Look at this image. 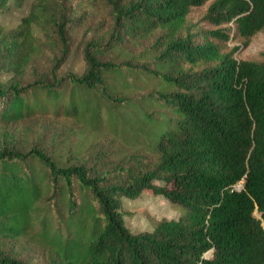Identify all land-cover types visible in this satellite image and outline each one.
<instances>
[{
	"label": "trees",
	"instance_id": "trees-1",
	"mask_svg": "<svg viewBox=\"0 0 264 264\" xmlns=\"http://www.w3.org/2000/svg\"><path fill=\"white\" fill-rule=\"evenodd\" d=\"M9 1L0 0V10ZM108 1L112 25L84 43L82 73L53 68L51 79L0 81V129L74 118L101 119L112 130L114 107L150 97L167 124L149 135L150 146L122 156L110 144L60 157L54 146L20 149L1 140L0 239L18 240L36 227L54 249L50 264H264V50L261 60H240L239 46H227L230 39L247 46L264 31V0ZM78 19L60 2L36 0L16 32L0 29L1 69L19 77L32 59L55 51L58 66ZM154 34L136 55L115 53ZM129 71L133 85L121 82ZM153 74L167 90L146 79ZM92 89L106 107H82L79 94ZM37 91L46 103H30L26 95ZM148 188L185 213L132 233L121 200ZM0 264L29 263L0 250Z\"/></svg>",
	"mask_w": 264,
	"mask_h": 264
},
{
	"label": "rangeland",
	"instance_id": "rangeland-1",
	"mask_svg": "<svg viewBox=\"0 0 264 264\" xmlns=\"http://www.w3.org/2000/svg\"><path fill=\"white\" fill-rule=\"evenodd\" d=\"M35 1L10 0L7 8L0 10L1 31L3 33L16 32L22 19L32 10ZM58 2L66 13L74 9L79 17L76 33L72 37V46L68 53L65 54L58 66L56 65L60 54L57 51L41 53L31 60L24 73L19 77L12 70L1 69L2 64H0V81L5 82L14 78L22 82L37 78L51 79L53 68L56 75L66 71L83 72L82 47L84 43L91 38L95 39L106 35L112 25L110 2L108 0H47L49 6H55ZM204 11L205 6L194 11L192 21L197 22ZM204 25L215 28L207 24ZM33 32L36 36L39 35L35 26ZM155 38L156 34L138 41L134 45L122 46L115 53L136 55L149 48ZM235 45L239 46V49L234 53L237 59L261 60L260 52L264 50V31L256 33L247 46H243L238 40L230 39L227 42L228 47ZM2 61L3 59L0 57V63ZM156 78L157 76L153 74L146 79L155 83L157 90H167L169 86L164 83L163 79L157 78V80ZM121 82L129 85L135 84L132 71L122 77ZM99 91L92 89L79 94L78 101L81 102L82 107L89 104L99 108L97 103H101L102 108L106 107L105 98L100 95ZM26 96L31 104L47 102L41 91H37V95L28 93ZM65 97L69 99L71 94L68 92ZM167 121L168 115L160 107V104L154 101V97H150L131 101L129 105L114 107L111 120L108 121L113 127L112 130L107 125L104 127L101 119L99 121L91 120L88 123L87 120L79 121L74 118H61L55 122L33 118L1 128L0 141L20 149H27L34 145L54 146L60 157L68 153L79 155V150L83 151L89 143L95 146L110 144L111 148H117L113 151L118 156H122L138 147L150 146L154 140L149 135L161 129L160 126L166 125ZM240 186L241 181L234 187L239 188ZM121 211L122 220L132 233L151 231L160 221L178 219L185 213V209L179 203L168 200L150 188L142 190L135 199L124 197L121 200ZM262 224L264 226V222ZM33 230L18 240L0 239V250L14 254L18 259L29 264H50L54 258V249L48 242L40 238L36 227Z\"/></svg>",
	"mask_w": 264,
	"mask_h": 264
}]
</instances>
